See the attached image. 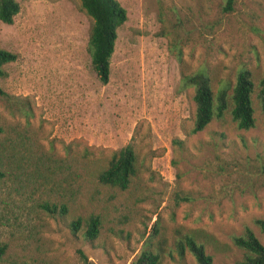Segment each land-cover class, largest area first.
<instances>
[{"label":"rangeland","instance_id":"obj_1","mask_svg":"<svg viewBox=\"0 0 264 264\" xmlns=\"http://www.w3.org/2000/svg\"><path fill=\"white\" fill-rule=\"evenodd\" d=\"M0 21V48L17 54L0 87V264H132L143 249L159 264H197L176 242L190 234L212 264H235L233 242L264 219V0H118L110 75L102 83L88 49L92 19L80 0H17ZM250 71L255 125L240 129L230 108L192 133L194 88L182 75L206 69L213 92ZM131 143L138 170L119 190L97 179ZM65 204L53 216L41 204ZM98 216L86 240L68 223Z\"/></svg>","mask_w":264,"mask_h":264},{"label":"trees","instance_id":"obj_2","mask_svg":"<svg viewBox=\"0 0 264 264\" xmlns=\"http://www.w3.org/2000/svg\"><path fill=\"white\" fill-rule=\"evenodd\" d=\"M236 0H225L224 11H231ZM81 8L92 19L89 31L88 49L91 61L102 83H107L110 75V59L115 47L117 28L127 18L125 8L118 0H80ZM20 6L17 0H0V21L6 24L13 23L14 16L19 12ZM17 59V54L0 48V77L6 76L4 65ZM181 87L194 88L193 100L196 105L192 133L204 129L212 119L221 118L230 108L232 120L240 129H249L255 125L254 108L251 100L254 83L250 71L241 67L236 74L235 83L231 88L228 99V86L226 82L213 92L211 79L206 69H198L191 74L182 75ZM258 97L261 108L264 110V75L259 81ZM6 96L0 87V97ZM2 128L0 127V133ZM138 170L137 154L131 143H127L115 152L107 165L102 168L97 179L104 185L125 190L129 187L132 178ZM264 170V166H263ZM4 172L0 169V179ZM41 207L53 216H62L67 213L65 204L58 206L55 203L45 202ZM261 231L264 232V219L255 221ZM98 216H90L85 221L78 217L68 223L71 232L75 234L81 227L86 240H94L100 229ZM233 244L244 253L243 258L235 264H264V245L260 242L252 229L246 227L241 235L232 237ZM176 251L183 256L188 250L197 264H212V256L208 254L202 243L193 235L187 234L177 240ZM7 250V244H0V260ZM158 253L149 249H143L132 264H159Z\"/></svg>","mask_w":264,"mask_h":264}]
</instances>
